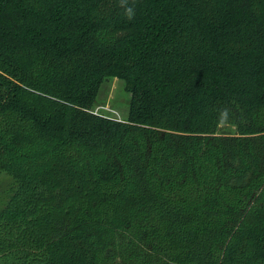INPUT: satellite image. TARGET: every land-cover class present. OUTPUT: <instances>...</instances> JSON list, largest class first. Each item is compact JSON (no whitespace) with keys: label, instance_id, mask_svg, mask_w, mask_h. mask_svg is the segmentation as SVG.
Wrapping results in <instances>:
<instances>
[{"label":"trees","instance_id":"16d2710c","mask_svg":"<svg viewBox=\"0 0 264 264\" xmlns=\"http://www.w3.org/2000/svg\"><path fill=\"white\" fill-rule=\"evenodd\" d=\"M127 6L0 0V264H264V0Z\"/></svg>","mask_w":264,"mask_h":264},{"label":"rangeland","instance_id":"374dc122","mask_svg":"<svg viewBox=\"0 0 264 264\" xmlns=\"http://www.w3.org/2000/svg\"><path fill=\"white\" fill-rule=\"evenodd\" d=\"M130 95L124 89V82L115 77H106L102 81L92 110L104 116L116 119H125L128 113ZM235 127L222 124L217 128V133L233 134ZM11 178L7 174H0V209L3 207L10 189Z\"/></svg>","mask_w":264,"mask_h":264},{"label":"clouds","instance_id":"9594fccd","mask_svg":"<svg viewBox=\"0 0 264 264\" xmlns=\"http://www.w3.org/2000/svg\"><path fill=\"white\" fill-rule=\"evenodd\" d=\"M120 6L124 8V13L129 20L134 18V9L130 6H127V0H120ZM224 115L226 116V113Z\"/></svg>","mask_w":264,"mask_h":264},{"label":"built area","instance_id":"2783aa9c","mask_svg":"<svg viewBox=\"0 0 264 264\" xmlns=\"http://www.w3.org/2000/svg\"><path fill=\"white\" fill-rule=\"evenodd\" d=\"M94 112V111H93ZM94 113H97V112H94ZM99 114V113H98ZM118 120H121V119H118Z\"/></svg>","mask_w":264,"mask_h":264}]
</instances>
